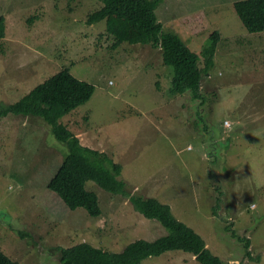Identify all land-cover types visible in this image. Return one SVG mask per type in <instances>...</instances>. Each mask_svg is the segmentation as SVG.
Instances as JSON below:
<instances>
[{"label":"rangeland","instance_id":"rangeland-1","mask_svg":"<svg viewBox=\"0 0 264 264\" xmlns=\"http://www.w3.org/2000/svg\"><path fill=\"white\" fill-rule=\"evenodd\" d=\"M236 1L164 0L157 8L162 32L200 54L202 69L211 33L221 34L198 99L169 97L173 69L161 50L113 48L106 22L88 24L102 0H0V103L18 102L64 69L92 84V98L60 122L121 164L130 192L113 195L89 181L102 215L71 210L48 188L67 146L41 118L9 115L0 120L1 251L18 264H62L61 250L80 243L121 252L167 235L135 209V195L169 205L224 262L264 264V31L244 27ZM239 237L250 240L252 257ZM141 264L199 262L168 251Z\"/></svg>","mask_w":264,"mask_h":264},{"label":"trees","instance_id":"trees-1","mask_svg":"<svg viewBox=\"0 0 264 264\" xmlns=\"http://www.w3.org/2000/svg\"><path fill=\"white\" fill-rule=\"evenodd\" d=\"M164 0H102L103 7L92 13L88 24L106 22V28L115 39L113 48L123 43L150 45L161 50L163 63L173 69L169 97L192 92L201 99L204 76L215 65V55L221 41L219 31L211 33L201 55L173 32H162L163 25L157 8ZM233 9L244 27L251 33L264 31V0H240ZM6 35V20L0 17V39ZM95 87L75 78L68 69L54 74L13 104L0 103V120L9 115L41 118L54 136L68 148L63 162L49 180L48 188L64 200L71 210L84 208L90 216L102 215L100 199L96 192L87 189L89 181L113 195L129 196L127 183L121 178L122 165L107 153L84 146L77 134L60 120L77 107L88 102ZM135 209L148 219L158 220L168 231L154 241L137 239L121 252L96 248L88 242L63 248L62 264H141L150 257H159L168 251L192 253L199 264H231L215 256L205 240L194 229L179 221L169 205L155 198L130 196ZM231 230L230 226H226ZM235 235V234H234ZM240 238V237H239ZM244 242L246 254L251 256L250 240ZM0 264H18L0 250Z\"/></svg>","mask_w":264,"mask_h":264},{"label":"crops","instance_id":"crops-1","mask_svg":"<svg viewBox=\"0 0 264 264\" xmlns=\"http://www.w3.org/2000/svg\"><path fill=\"white\" fill-rule=\"evenodd\" d=\"M5 18V17H4ZM6 20V19H5ZM6 36V35H5Z\"/></svg>","mask_w":264,"mask_h":264},{"label":"clouds","instance_id":"clouds-1","mask_svg":"<svg viewBox=\"0 0 264 264\" xmlns=\"http://www.w3.org/2000/svg\"><path fill=\"white\" fill-rule=\"evenodd\" d=\"M226 123H228V122H226Z\"/></svg>","mask_w":264,"mask_h":264}]
</instances>
